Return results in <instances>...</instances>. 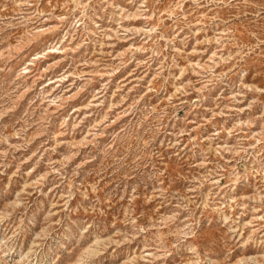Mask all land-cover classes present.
I'll use <instances>...</instances> for the list:
<instances>
[{
	"label": "rangeland",
	"instance_id": "374dc122",
	"mask_svg": "<svg viewBox=\"0 0 264 264\" xmlns=\"http://www.w3.org/2000/svg\"><path fill=\"white\" fill-rule=\"evenodd\" d=\"M0 264H264V0H0Z\"/></svg>",
	"mask_w": 264,
	"mask_h": 264
}]
</instances>
